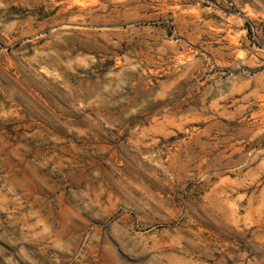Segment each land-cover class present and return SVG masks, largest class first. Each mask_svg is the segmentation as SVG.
Returning a JSON list of instances; mask_svg holds the SVG:
<instances>
[{"label":"rangeland","instance_id":"rangeland-1","mask_svg":"<svg viewBox=\"0 0 264 264\" xmlns=\"http://www.w3.org/2000/svg\"><path fill=\"white\" fill-rule=\"evenodd\" d=\"M0 264H264V0H0Z\"/></svg>","mask_w":264,"mask_h":264}]
</instances>
